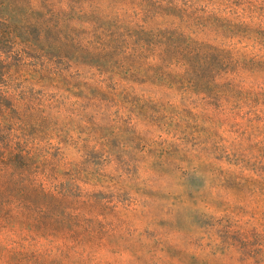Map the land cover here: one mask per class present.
<instances>
[{"label":"rangeland","instance_id":"rangeland-1","mask_svg":"<svg viewBox=\"0 0 264 264\" xmlns=\"http://www.w3.org/2000/svg\"><path fill=\"white\" fill-rule=\"evenodd\" d=\"M12 1L0 264H264V0Z\"/></svg>","mask_w":264,"mask_h":264},{"label":"trees","instance_id":"trees-1","mask_svg":"<svg viewBox=\"0 0 264 264\" xmlns=\"http://www.w3.org/2000/svg\"><path fill=\"white\" fill-rule=\"evenodd\" d=\"M5 4L7 6L13 5V1L12 0H1L0 1V7L4 6ZM0 65H1V62H0ZM1 132H2V128H1V125H0V134H1ZM1 141H2V138L0 137V143H1ZM0 147H2V146L0 145Z\"/></svg>","mask_w":264,"mask_h":264}]
</instances>
